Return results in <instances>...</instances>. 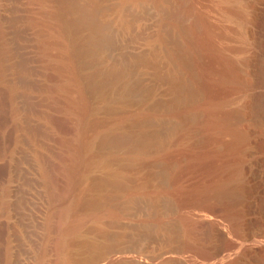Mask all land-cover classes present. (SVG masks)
I'll return each instance as SVG.
<instances>
[{"label": "rangeland", "instance_id": "obj_1", "mask_svg": "<svg viewBox=\"0 0 264 264\" xmlns=\"http://www.w3.org/2000/svg\"><path fill=\"white\" fill-rule=\"evenodd\" d=\"M0 93V264H264V0H0Z\"/></svg>", "mask_w": 264, "mask_h": 264}, {"label": "bare ground", "instance_id": "obj_2", "mask_svg": "<svg viewBox=\"0 0 264 264\" xmlns=\"http://www.w3.org/2000/svg\"><path fill=\"white\" fill-rule=\"evenodd\" d=\"M207 3V2H206ZM209 3H210V1H209ZM195 4H197V3H195ZM199 4V3H198ZM197 4V5H198ZM205 4V3H204ZM204 4H202L203 6H204ZM201 5V6H202ZM202 6V7H203ZM205 6H207V7H209L208 6V4L207 5H205ZM199 8H200V6H198ZM206 7V8H207ZM211 8H212V6H211ZM201 9V8H200ZM203 9H205V7L203 8ZM208 9V8H207ZM202 10V9H201ZM212 10V9H211ZM198 11H199V9H198ZM204 10H202V13H204L203 12ZM205 11H208V10H205ZM209 12H211V11H209ZM201 13H199L198 12V21H199V26H201V28L202 29H204V31H205V29H207V31H208V28H206V24H205V21H204V19L201 17L202 15H205V14H202V15H200ZM227 18V17H226ZM230 18V17H229ZM228 19V18H227ZM206 20V19H205ZM230 21V20H229ZM225 22H226V20H225ZM207 23V22H206ZM226 24V23H225ZM233 24V23H232ZM203 31V30H202ZM205 33V32H204ZM210 33V32H209ZM205 35H206V33H205ZM211 35H212V33H211ZM234 36V35H233ZM206 39L208 38V35H206V37H205ZM209 38L211 39V36L209 35ZM214 37L212 36V40H214L213 39ZM228 39V38H227ZM232 39H234V38H232ZM199 40V39H198ZM197 39H196V42H195V40H194V42H195V44L197 43V41H198ZM216 40V39H215ZM235 40V39H234ZM201 41V40H200ZM199 41V44L200 43H202L203 44V39H202V41L200 42ZM204 41H206V40H204ZM217 42H219V40H216ZM208 42H209V39H208ZM207 41H206V43H204L205 45L208 43ZM210 42H211V40H210ZM213 42V41H212ZM216 42L214 41V43L213 44H215ZM232 43L234 44L235 42H233V40H232ZM203 44V46H205ZM219 44L220 43H218V45H216V47H215V45H212L211 47H210V49L212 48V47H215V48H217V46H219ZM238 44H239V42H238ZM210 45H211V43H210ZM209 45V46H210ZM223 44H221L220 45V47H223L222 46ZM200 46V45H199ZM202 46V45H201ZM202 46V47H203ZM206 46H208V45H206ZM208 46V47H209ZM208 47H206V48H208ZM228 48V47H227ZM226 48V49H227ZM218 49V48H217ZM217 49L216 50H214L215 52L217 51ZM219 49H221V48H219ZM211 50H213V49H211ZM210 50V51H211ZM222 50H223V48H222ZM229 51H230V49H228ZM227 50V51H228ZM219 51V50H218ZM217 51V52H218ZM221 51V50H220ZM223 51H225L226 52V50H223ZM228 51V52H229ZM214 52V53H215ZM216 52V53H217ZM212 53H213V51H212ZM215 53V54H216ZM219 54H220V52H218ZM224 53V52H223ZM221 54H222V51H221ZM231 68V67H230ZM226 72V71H225ZM227 75V74H226ZM225 76V75H224ZM225 78V77H224ZM226 79V78H225ZM5 93H6V91H5ZM7 94H8V92H7ZM4 97H5V95L3 96V94L2 93H0V216H2L3 214H6L7 212H9V208L7 207V205H6V201L5 200H7V196L9 195L8 193H9V184H10V181H11V178H10V168H11V166L12 165H10L11 164V160H12V153H13V144H12V139H11V130H12V124H10V120H9V117H7V115H11V113H9V111H11L8 107H7V105H8V103L6 104V102H4L3 101V99H4ZM6 100V99H5ZM9 106V105H8ZM81 106V105H80ZM79 107V106H78ZM77 107V108H78ZM81 108H82V110H83V108H84V106L82 107H80V110H81ZM81 110V111H82ZM84 111V110H83ZM12 112V111H11ZM12 117V116H11ZM12 120V119H11ZM238 137V136H237ZM239 138V137H238ZM241 138H242V136H241ZM237 139V138H236ZM80 143H82V142H80ZM236 143V142H235ZM79 150H81V148H82V146L80 145L79 146ZM83 149V148H82ZM92 204H93V202H92ZM91 205V204H90ZM9 206V205H8ZM10 207V206H9ZM72 207V206H71ZM74 208V207H73ZM71 209L72 208H68L65 212H64V215H67V214H69V213H72L71 212ZM6 223V222H5ZM4 223V221H2V220H0V241H3V243H4V246H3V248H5V250H6V259L8 258V257H10L9 255L10 254H8V250H9V245L14 241V235L13 234H10V232H9V227H10V224L7 226L6 224ZM76 228V227H75ZM73 229V228H72ZM74 230V229H73ZM1 238H2V240H1ZM2 245V244H1ZM1 247V246H0ZM2 248V247H1ZM2 250V249H1ZM1 252H3V251H1ZM2 254H4V253H2ZM1 254V255H2ZM0 255V256H1ZM5 255V254H4ZM2 257V256H1ZM5 259V258H4ZM3 262V261H2Z\"/></svg>", "mask_w": 264, "mask_h": 264}]
</instances>
